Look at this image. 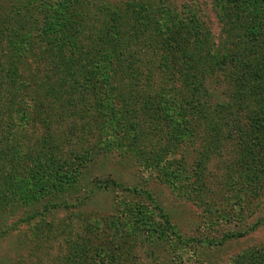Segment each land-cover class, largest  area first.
<instances>
[{"label": "rangeland", "instance_id": "rangeland-1", "mask_svg": "<svg viewBox=\"0 0 264 264\" xmlns=\"http://www.w3.org/2000/svg\"><path fill=\"white\" fill-rule=\"evenodd\" d=\"M0 1L4 6L23 5L19 10L23 23L19 27H22L23 34L29 30L31 37L35 35L32 24L35 27L40 23L58 24L67 18L79 23L81 17L96 7H125L130 3L142 4L141 15L153 14L159 24L181 20L189 28L198 25L192 30L199 34L198 49L203 47L206 33L218 47L222 35H227L222 10L226 0ZM27 14L33 19L29 20ZM227 23L229 31L235 33ZM22 52L24 62L30 63V52L27 49ZM147 57L149 59L148 54ZM207 57L214 62L210 54ZM201 59L200 68L205 62L203 57ZM206 68L210 75L205 79V86L214 94L215 101L228 102L230 84L226 76L216 65ZM157 69L153 68L155 75L148 80L151 88L158 89L161 84V93L173 90L179 96L185 92L179 82L161 83L162 74ZM35 73L36 68L20 67L27 90L18 93L16 107H22V110L14 120L11 119L13 130L9 146L21 159L15 165L21 175H10L7 181L14 183V193L0 200V264H67L72 239L84 247V251L79 248L78 254L90 261L94 258L91 264L108 259L105 244L109 239L114 241L109 252L119 254V262L123 264H232L246 251L264 249V194L248 192L245 195L236 188L237 185L228 188L226 185L227 166L235 156L228 129L224 126L214 129L211 126L213 117L208 119L198 105L186 111L177 108L184 102L180 99L171 106L175 110L167 106L172 115L167 117L168 125L155 130L154 125L152 129L150 123L144 124L147 133L139 145L132 147L135 153L116 147L122 127L115 116L105 126L101 144L113 139L117 145L102 149V153L91 161L77 163L75 173H66L69 178L79 172L74 182L64 187L45 186L42 191L26 189L23 176L32 172L37 158H28L26 162L24 156L29 149L43 148L47 138L46 125L39 117L41 114L34 113L33 103L25 95L26 92L32 94L31 91L38 87L37 75L34 78L29 75ZM102 87L107 89V85ZM181 89L183 93H180ZM252 107L257 109L259 106ZM118 108V99L111 95L107 101L108 113ZM108 125L110 129L107 131ZM62 128L60 126L55 135L56 144ZM179 130L182 134H175L180 138L177 140L174 133ZM211 138L221 140L222 144L216 150L209 147ZM164 149L169 150L164 152ZM206 154L207 161L202 165L203 187L193 197L188 188H192L197 178L196 164ZM141 162L148 168L142 167ZM178 163L183 166L182 177L175 183L172 176L182 168ZM46 168L40 170L43 176L50 172V168ZM240 194L245 195L246 200L236 197ZM197 198L208 200V209L199 205ZM240 201L244 202L243 207ZM162 215L168 216V222L175 230L173 234L167 231L171 236L163 241L156 232L160 221L165 220ZM138 225L141 231L136 228ZM149 231L154 232L149 234Z\"/></svg>", "mask_w": 264, "mask_h": 264}, {"label": "trees", "instance_id": "trees-1", "mask_svg": "<svg viewBox=\"0 0 264 264\" xmlns=\"http://www.w3.org/2000/svg\"><path fill=\"white\" fill-rule=\"evenodd\" d=\"M224 4L223 16L235 33L229 31L225 21L227 35H222L219 47L206 33L203 47L198 49L199 34L197 30L192 31L198 25L189 28L187 23L178 20L171 24L160 23L165 27L161 29L153 14L141 15L142 4L96 7L81 17L79 23L67 18L58 24L40 23L36 27L32 24L35 35L31 37L29 30L23 34L19 27L23 23L19 12L23 5L4 6L0 1V45H4L0 48V200L14 193V183L7 181L10 175H21L15 167L21 159L15 156L9 143L13 130L11 119L22 110L16 107L18 93L27 90L20 74L22 65L27 69L36 68V73L29 75L33 78L37 75L38 87L32 94L26 92L25 95L33 103L34 113L41 114L39 117L47 130L43 148L29 149L24 156L26 162L28 158H37L32 172L23 176L26 189L42 191L45 186L64 187L74 182L79 172L69 178L66 173H75L77 163L91 161L102 149L117 145L113 139L101 144L105 126L115 116L122 127L116 147L135 153L132 147L139 145L147 133L144 124L150 123L152 129L154 125L155 130L168 125L167 117H172L170 108L180 99L184 102L177 108L186 111L198 105L208 119L213 117L214 129L223 126L228 129L235 156L227 166V188L237 185L245 195L248 192L264 194V0H226ZM28 16L29 20L33 19L31 14ZM25 49L30 52V63L24 62L22 50ZM209 54L216 64L208 60ZM202 57L205 62L200 68ZM214 65L222 70L230 84L226 103L215 101L214 94L205 86V79L210 75L206 66L213 68ZM155 67L162 74L161 83L179 82L185 92L181 89L183 94L179 96L173 90L161 93V84L158 89L151 88L148 80L154 77ZM103 85H107V89ZM111 95L118 99L119 108L109 114L107 101ZM255 105L259 107L253 108ZM60 126L63 128L59 130L56 144L55 135ZM221 144V140L211 138L209 147L216 150ZM206 157L207 154L196 164L197 178L192 188L187 186L193 197L203 187L202 165ZM140 164L148 168L145 163ZM178 166L182 168L172 176L175 183L182 177L183 166L180 163ZM43 167L50 168L48 175L41 174ZM245 195L236 197L244 200ZM196 200L208 209V200ZM240 202L243 207L244 202ZM248 202L247 199L246 204ZM162 217L165 220L160 221L156 232L163 241L171 236L167 231L173 234L175 230L168 216ZM136 228L140 229L139 225ZM113 243V239L107 241L108 259L99 264H123L119 262V254L109 252ZM79 248L84 251V247L72 239L67 264H91L94 258L92 261L83 258L78 254ZM232 264H264V249L246 251Z\"/></svg>", "mask_w": 264, "mask_h": 264}]
</instances>
